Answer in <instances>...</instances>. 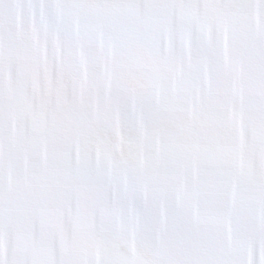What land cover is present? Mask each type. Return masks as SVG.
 I'll return each instance as SVG.
<instances>
[{
	"label": "snow or ice",
	"instance_id": "snow-or-ice-1",
	"mask_svg": "<svg viewBox=\"0 0 264 264\" xmlns=\"http://www.w3.org/2000/svg\"><path fill=\"white\" fill-rule=\"evenodd\" d=\"M0 264H264V0H0Z\"/></svg>",
	"mask_w": 264,
	"mask_h": 264
}]
</instances>
